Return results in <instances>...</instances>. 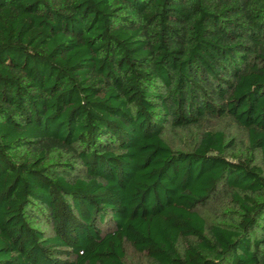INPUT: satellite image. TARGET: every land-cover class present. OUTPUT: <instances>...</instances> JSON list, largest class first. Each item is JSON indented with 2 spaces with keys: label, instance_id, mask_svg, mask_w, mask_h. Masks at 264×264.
Segmentation results:
<instances>
[{
  "label": "trees",
  "instance_id": "1",
  "mask_svg": "<svg viewBox=\"0 0 264 264\" xmlns=\"http://www.w3.org/2000/svg\"><path fill=\"white\" fill-rule=\"evenodd\" d=\"M128 247L264 264V0H0V264Z\"/></svg>",
  "mask_w": 264,
  "mask_h": 264
},
{
  "label": "rangeland",
  "instance_id": "2",
  "mask_svg": "<svg viewBox=\"0 0 264 264\" xmlns=\"http://www.w3.org/2000/svg\"><path fill=\"white\" fill-rule=\"evenodd\" d=\"M212 124L216 126L222 127L227 132L228 139H232L234 143L233 151L228 152V157L232 158L231 155L242 154L245 152V147L247 146V133L237 125L232 124L229 121H213ZM176 137L174 140V144L176 147L185 146L191 143L190 138L186 135L183 137ZM257 161H260V153H257ZM203 212L208 220V222L212 224L219 223H231L237 217V210L232 205H229L227 202H210L208 206L203 208ZM126 260L129 264H148L147 258L136 252L131 247L127 249V257Z\"/></svg>",
  "mask_w": 264,
  "mask_h": 264
}]
</instances>
